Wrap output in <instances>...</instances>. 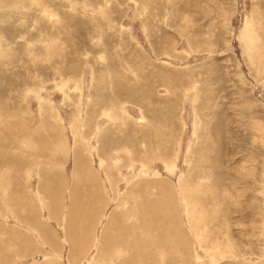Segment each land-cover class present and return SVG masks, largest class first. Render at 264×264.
Listing matches in <instances>:
<instances>
[{
	"label": "rangeland",
	"instance_id": "obj_1",
	"mask_svg": "<svg viewBox=\"0 0 264 264\" xmlns=\"http://www.w3.org/2000/svg\"><path fill=\"white\" fill-rule=\"evenodd\" d=\"M0 264H264V0H0Z\"/></svg>",
	"mask_w": 264,
	"mask_h": 264
}]
</instances>
